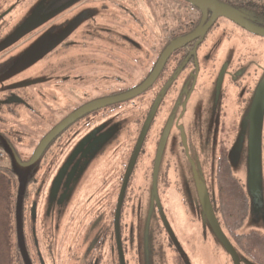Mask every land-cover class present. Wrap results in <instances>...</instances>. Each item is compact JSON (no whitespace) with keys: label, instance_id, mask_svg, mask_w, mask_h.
Returning a JSON list of instances; mask_svg holds the SVG:
<instances>
[{"label":"flooded vegetation","instance_id":"af4514ba","mask_svg":"<svg viewBox=\"0 0 264 264\" xmlns=\"http://www.w3.org/2000/svg\"><path fill=\"white\" fill-rule=\"evenodd\" d=\"M118 1L113 5L117 4L119 13L120 6L118 4L120 3ZM181 1V5L177 4L175 9L171 10L170 14H167V16L170 15L171 23L174 25L169 31L165 30V37L160 44V49L155 53L151 51L150 56L146 55L147 58L145 60L148 62V66L144 69V72L147 73L145 79L137 86L132 87V89L105 94L102 87H100L102 85L95 86L92 89L98 91L99 95L87 99V91L89 89L87 90L86 85L84 88H78L74 90L75 92L73 91L74 84L83 80L75 75L72 76L73 79L71 78L72 59L68 61L69 65L63 67L57 60L58 50H61V52L68 51L73 43L71 37L77 31H80V35L83 37L82 40L85 39L84 37L98 40L95 49L90 50L88 48L90 46H87V43L83 44L81 50L84 51L81 54L83 65L88 69L89 67L101 69L105 67V61L95 62V56L98 58L101 55L98 47L102 46L101 43L104 40L107 41L106 44L108 46H110V43L117 53L120 51L128 53V49H130V52L135 54L137 53L136 49L140 47L136 43L137 41L133 40L135 37H131V34H121L119 31H115L117 24L114 19H110L115 24L114 30L111 28L105 29L102 24H100V28L94 27L97 25L95 22L98 19L102 21L97 14L98 9L94 5L73 11L79 6L76 5L64 11L76 12L70 20L64 19L65 21L48 25L50 22H57L56 17L52 19L57 15L55 14L56 11L52 10L55 2H46L47 8L41 14L38 12L25 18L22 0H15L14 2L11 0H0V46L9 36L22 28L29 18H32L31 23L45 18L42 23L17 39L12 45L0 49V145L2 141L5 142L14 154H17L15 156L19 162L17 166V170L20 168L18 170L19 173L23 172L24 166L30 162L42 141L50 133L58 129L65 120L90 103L104 98L119 96L138 87L150 76L159 58L171 43L198 32V36L183 43L170 53L156 80L148 88L153 87L161 78L159 83L156 84L159 85L158 91L151 98L153 102L148 109V114L154 108L155 100L159 95H162V102L164 100L165 104L168 103L169 99L171 112L178 109L180 111L186 110L188 101L193 100L196 132H199L197 133L200 138L198 146L202 148H219L221 152L225 153L218 160L227 161L231 164V167L232 163H236L244 154L243 164L246 169L245 188L248 190L247 146L249 123L256 93L259 88L264 90V55L263 52H256L258 56L254 57L251 52L240 53L239 50L230 48L223 49L224 53L223 50L220 53L221 49L219 47L224 40L221 36L226 35V30H230V25L245 32L246 35L249 34L260 38H264V36L245 29L221 15H218L213 20L212 18L215 14L213 4L205 1H212L220 6L231 7L237 12L240 19L254 29L262 31H264V11L258 13L249 6H239L235 0H204V2L199 0V3H192L189 0ZM48 6H51V8H48ZM100 7L101 9L103 8L102 6ZM177 10H179L178 13ZM186 10L189 14L188 22H185L183 18ZM50 14L54 16L52 15L50 18ZM180 14L182 16L179 17ZM131 16H134V13H131ZM133 20L137 22L138 18L134 16ZM74 22L75 26L72 31L59 43L53 45L58 36ZM163 22L164 27L167 28L169 24L167 18H164ZM219 32L222 33L220 37L216 36ZM230 34V38H226L227 41L233 36L232 33ZM115 38H117V44L112 45V41ZM235 38L236 41H239L241 45L247 48L250 47V43L257 45V48L259 46H262V49L264 48V45L259 42H246V39L249 38L245 37L244 34H241L240 37L236 35ZM122 46H124L123 50H121ZM85 47H87V50ZM139 55L141 56V54ZM88 56L90 60H88ZM78 62L82 64L81 61L78 60ZM84 62L86 63L84 64ZM58 64L62 66H59V70ZM113 65L114 67L112 65L108 67H113L114 69L117 66L116 62ZM31 72H33L34 78L21 79L23 74ZM62 72L66 74L60 78L59 74ZM202 77H205L204 81L201 79ZM29 82L33 83L27 86H19ZM30 86H34L32 90L25 89ZM82 89L84 91L81 92H84L83 95H85L86 100L73 107L72 95L76 91H79L78 94H80ZM146 91L142 94L146 93ZM139 96L79 114L71 123L60 129L41 150L36 162L26 174V184L21 204L20 217L23 244L30 264H46L42 255L40 236L46 252L48 254L52 252L53 257L55 256V260H52L53 264H56V259L59 260V264H189L184 256V249L182 250L183 254L179 252L180 242L176 240L173 234L170 235L169 231L166 232L167 230L163 226V229H161L164 233V242L158 246L153 239L150 241L153 223L146 221L147 225L145 228L149 234L145 235L144 242L142 239V247L144 249L142 255L144 256L141 258V262H137L135 257L137 256V250L135 249L136 238L133 233L134 230L129 228L128 238L125 239L123 237L122 212L128 190L130 191V176L135 169L134 163L136 161L133 163L132 159L136 152L135 149L142 144V139L139 137V144L137 145V139L142 127L131 132V137L134 135L136 138H134L133 144L127 146L131 159L129 163L124 161L123 163L126 165L123 164L121 166V169H125L123 178L121 177L120 164H117L119 157L118 147L114 143L117 141L116 132L119 130L120 124V112H118L120 106L131 102ZM171 96H173L172 99L170 98ZM38 100L40 102L36 105ZM233 108H239L238 118H236L237 124L233 120V125L226 128L223 121L230 119V112L233 115V119L237 115L233 112ZM148 114H146L144 120ZM166 118H171L170 112L164 119ZM168 119L162 129L164 132L168 127L169 135L172 130V124L168 122ZM132 121H134V125H137L138 121L136 119L131 118ZM151 131L150 129L149 132L151 133ZM232 132H234L233 135L237 133V136L235 141L230 142L229 137ZM34 136H38L35 138V143L28 142L27 138ZM148 137L150 136L148 135ZM238 137L239 139L237 140ZM160 139L157 142L155 153L157 152ZM263 139L264 110L261 128V168L263 166ZM202 140L213 143L200 144ZM105 145H107V148L110 147V149L113 147L111 149L112 158L107 164L104 159ZM24 146L29 148L27 152L24 151L26 148H21ZM155 158L156 154L151 166V176L147 183L146 199L149 200L147 205L148 212L149 209L152 212L155 211V214H149H152L155 222H158V213L164 211V209V212H167L163 203H165L169 195L165 191L170 189L172 194L177 196H180V193L178 183L174 179L173 185L177 188L173 186L166 187L162 193L165 198L160 199L159 180L164 183H169L170 181H167V176L160 175L161 172L157 173ZM7 160L12 164L9 157ZM110 162H113L112 166H114L115 175L111 178L108 177L109 182H106L105 176H102L101 180L98 179L99 175L89 176L87 174L84 176L93 165L99 168V171L104 172ZM130 163L133 164V168L129 166ZM128 169L130 172L123 193L117 226H115V213L120 190ZM43 170H45L44 175H42ZM19 175H17L18 185L20 181ZM106 185L109 186L106 188ZM108 188H110V197L107 196V198L112 201V204L108 202V205L105 206L106 198L104 195ZM131 195L132 192H129V203L132 199ZM215 198V193L211 192V198H206L208 208L204 209V211L200 209L202 203L197 200L193 210L195 214H198V220L188 224L207 232V240L210 242H214L215 235L210 227L208 215L213 214L218 222L215 211ZM148 212L146 213L147 215H149ZM181 218V216H176L174 219L175 225L176 221L181 220ZM165 223L171 229L170 224L166 220ZM175 225L172 226V229H175ZM74 228H76L75 232L76 230L83 232V240H80V246H83V248L79 258L77 256L75 259L73 257ZM215 239L217 238L215 237ZM153 241L155 246H153ZM149 247L155 248V250L156 248L158 249L154 253L155 256L149 257V250L146 249ZM62 249L64 250L63 260L60 259ZM20 259L21 264H25L21 254ZM73 259L76 262H73Z\"/></svg>","mask_w":264,"mask_h":264},{"label":"rangeland","instance_id":"374dc122","mask_svg":"<svg viewBox=\"0 0 264 264\" xmlns=\"http://www.w3.org/2000/svg\"><path fill=\"white\" fill-rule=\"evenodd\" d=\"M15 1V0H11ZM23 1V7L25 18H27L29 15L38 13L40 14L45 10L42 9L47 5V3L43 0H22ZM84 0L83 2L79 3L73 11H78L85 6H93L96 7L97 14L101 17L102 21H99V19L95 22L97 25H93L94 27L100 28V24L103 25L105 29L107 28H114V22L110 19L116 20V29L115 31H119L121 34H131L130 36H134V41H137L136 43L140 45L138 49H136L137 53H131L130 49H128V53L120 51L119 53L116 52L115 49L110 46H108L106 43L107 41L104 40L102 42V46L98 47L99 53L101 54L98 56V58L95 56L96 60L95 62H104L105 67L104 68H97V67H89L86 68L83 65L82 62V56L81 54L84 51L82 50V46L84 43H87V46L90 50L95 49V47L98 44V40L86 38L83 39L80 35V31H77V33L71 37V40H73V43L71 47L68 49V51L58 50L57 52V60H59V63L62 64V66L69 65V62L72 59L71 62V78L73 79V75L78 76L80 79L82 78L83 81H79L78 83L74 84L73 91L78 88H84V86H87V99L98 96L99 92L95 91V86L98 87L99 85H102L103 93H112L117 92L120 90H129L132 89V87L137 86L142 82V80L145 79L147 76V73L144 72V69L147 68L148 62L145 60L146 55L150 56L151 51L157 52L158 49H160V44L162 40L164 39L165 30L169 31L172 28L171 23V17L170 15L167 16V14L171 13V10H174L175 7L182 4L181 0ZM116 1L120 3V12L118 13L117 4L113 5ZM102 6L103 8L101 9ZM47 8V6H46ZM49 8V7H48ZM51 8V7H50ZM101 9V10H100ZM169 9V10H167ZM179 10H177V13ZM76 12L68 11L63 12L60 15L54 16L57 18V22H50V24H57L58 22H62L65 20H70V18L74 15ZM131 13H134V16L138 18L137 22L133 20L134 16H131ZM114 14V15H113ZM182 16V14L179 15V17ZM164 18H167V22H169L167 28L164 27V22L162 23V20ZM50 19V20H52ZM64 20V21H65ZM52 24V25H53ZM229 25V24H227ZM230 30H226V35H222L221 32H219L216 36L224 39L219 47L220 53L223 49H236L241 52H248L252 53L254 57L258 56L256 52L262 53L264 55V48L262 49V46H259L257 48V45L254 43H250V47L247 48L239 41H236L235 36L238 35L240 37L241 34H244L245 37H248L249 39H246V42L252 41L256 43H261V45H264V38L260 37H254L250 36L249 34L246 35L245 32L241 31L240 29L231 26ZM114 30V29H113ZM233 36L230 40L227 41V39L230 38L231 34ZM112 34V33H111ZM105 38V37H104ZM227 38V39H226ZM116 39L115 38L112 41V45H116ZM245 39V38H244ZM249 45V43H248ZM123 50L124 46L121 47ZM253 48V49H251ZM87 50V47H85ZM134 49V48H133ZM224 53V50H223ZM93 54V53H92ZM91 54V55H92ZM141 54V56L139 55ZM89 55V56H91ZM88 56V60H90ZM223 56V55H222ZM79 57V58H78ZM94 57V55H93ZM221 58V56H220ZM99 59V60H98ZM81 61V63L78 62ZM114 62H116L117 66L114 67ZM86 62H84L85 64ZM112 65L113 67L109 68L108 66ZM59 66L58 64V70ZM108 67V68H107ZM117 67V68H116ZM65 69V68H64ZM96 70V71H95ZM66 73L62 72L59 74V77L62 78L65 76ZM33 72L23 74L22 80H26L28 78H34ZM161 79V78H160ZM159 79V81H160ZM203 81L205 80V77H202ZM207 79V78H206ZM159 81L156 83L158 84ZM154 85L150 89L146 91V93L141 94L138 98L133 99L131 102H127L120 106L118 112H120L119 118H120V124H119V130H117V141L114 143L115 146L118 147V163L120 164V171L121 174L124 169H121V166H123L124 161L130 162L131 154L128 150V145L134 143V138H136L134 135L131 137V132H133L136 129H139L142 127L140 131V135L137 139V145L139 137L142 139V144L138 145V147L135 149L136 152L134 153L132 162L135 164L134 172L130 176V182H129V188L128 194L126 197L125 206L122 212V224L124 227L123 231V237L125 239L128 238V231L129 228H132L134 231L136 238V250H137V256L136 261L141 262V258H143L144 255V249L142 247V239L144 242L145 235L149 234L146 227V221L153 223L151 228V238L155 241V243L160 246L164 242V233L162 231V226L164 229H166V232H170V235H174L176 237V240L180 242V254H183L184 249V256L188 260L189 264H233L229 255L225 251V249L222 247V245L215 239L214 242L208 241V233L205 232L201 228H196L191 225H188L189 223H193L194 220H198V214H195V211L193 210L194 206L197 203V200H200L202 203L200 209L201 211L206 210L208 208L206 198H211V192L215 193V185H214V171L215 166L218 158L224 155L225 152H221V150L217 147L212 148H202L199 147L198 143L200 138L198 137V133L196 132V122L194 119V106H193V100L188 101V105L186 110L180 111L179 109L177 111L171 112V103L169 102L165 104V101L162 102V95H159L157 99L155 100L156 105L154 104V108L149 112L148 109L152 104L151 98L154 94L158 91L159 85ZM30 86L25 89H33ZM39 87V86H38ZM28 91V90H27ZM84 91V89L80 90ZM75 92V91H74ZM49 93V92H48ZM79 91L76 93H73L72 100L73 107L81 104L84 102L85 95L84 92H81L78 94ZM45 96V95H44ZM48 96V95H47ZM46 96V97H47ZM80 97V98H79ZM83 98V99H81ZM171 99L173 96L170 97ZM50 99V98H49ZM51 100V99H50ZM40 102L36 103V105ZM175 108V107H174ZM168 112H170L171 118L164 119ZM233 112L237 115L233 119V115L230 112V119L223 121L226 128H229L233 125V120L237 124L236 118H238L239 108H233ZM111 114V113H110ZM147 115V117L144 120V117ZM178 114V115H177ZM178 116V120H177ZM132 119H136L138 121L137 125H134V121L131 122ZM168 119V122L172 124L171 131L168 135L166 145L162 150L159 163L156 167L157 173L161 172L164 176H167V181H170L169 183H164L161 180H159V192H160V199H164L162 193L165 191L166 187L173 186L177 188L175 185H173L174 179L177 181L179 186V193L180 196L172 194L170 189H167L165 192L169 195L163 203L165 205V208L167 209V212H159L158 213V222H155V218L152 214H155V211H151L149 209L148 212V201L146 199V193H147V187H148V180L151 176L152 172V162L155 156V148L157 145L158 140L160 139L161 133L163 132L162 127L165 125L166 121ZM232 119V120H231ZM144 120V121H143ZM33 125V124H32ZM170 126V125H167ZM164 128V127H163ZM166 128V127H165ZM178 128V129H177ZM152 130L151 133L149 130ZM234 132L230 135V142L235 141V137L237 136V133L233 135ZM148 135L150 137H148ZM38 136L27 138L28 142L35 143V138ZM133 138V139H132ZM144 139V140H143ZM239 137L237 138V140ZM27 142V141H25ZM229 142V144H230ZM213 142H209L206 140H202L200 144H211ZM220 143V142H219ZM107 144V142H106ZM119 145V146H118ZM105 163L109 162L112 158V148H107V145H105ZM263 155H262V187H261V193L258 201L256 203H252V200L249 203V209L247 217L242 225V227L238 230V233H249V232H258L264 236V139H263ZM22 149H25L24 151L27 152L29 148L26 146L21 147ZM23 151V150H21ZM7 157V156H6ZM243 157L244 154L241 156V158L236 162L232 163V170L234 172V175L237 179L240 180V182L244 185H246V169L243 164ZM8 166L10 165L8 160L5 159L4 162H2V166ZM113 162L109 163V166H106L105 171L101 172L100 169L97 168L95 165L91 166L87 172L84 174L86 176L89 174V176H98V179L101 180L102 176L106 177V182H109L108 177H113L115 175L114 173V166ZM126 165V164H125ZM130 167L133 166L132 163L129 164ZM1 167V166H0ZM129 167V168H130ZM123 168V167H122ZM133 168V167H132ZM20 170V168H18ZM117 170V169H115ZM132 170V169H131ZM98 181V180H96ZM111 181V179H110ZM109 185H106V188ZM129 192H132V199L129 203ZM108 194V195H107ZM140 195V196H139ZM107 196L110 197V188L105 191L104 197L106 198L105 206L108 205V202L112 204V201L107 198ZM130 204V205H129ZM107 209V207H106ZM152 213L147 215L146 213ZM170 216V217H169ZM176 216H181V220L176 221L175 225V218ZM165 220L170 224L171 229H169L165 223ZM162 224V225H161ZM75 225V224H74ZM132 225V226H131ZM175 225V229H172V226ZM162 228V229H161ZM73 230V257L74 259L78 256H80L83 246H80L81 241L83 240V232L81 233L80 230ZM172 230V231H171ZM153 232V234H152ZM153 236V238H152ZM41 248L43 251V257L46 261V264H53L52 260H55L53 257L52 252L48 254L45 250V247L43 245V241L41 240ZM153 241V246H155V243ZM144 244V243H143ZM152 244V242H151ZM150 244V246H151ZM64 245V244H62ZM156 245V247H157ZM149 250V257L155 256L156 248H146ZM146 256V255H145ZM238 257L240 260V264H253L247 261L244 257L239 255ZM60 259H64V250L62 249L60 252ZM73 259V262H76ZM51 261V262H50ZM56 264H59V260L56 259Z\"/></svg>","mask_w":264,"mask_h":264},{"label":"water","instance_id":"95a60500","mask_svg":"<svg viewBox=\"0 0 264 264\" xmlns=\"http://www.w3.org/2000/svg\"><path fill=\"white\" fill-rule=\"evenodd\" d=\"M192 3H199V0H189ZM201 2H204L201 1ZM205 2H211L213 4V7L215 9V14L213 16V20L218 16H224L234 23L238 24L239 26L249 29L252 32L258 33L260 35L264 36V31L262 30H257L254 29L252 26L248 25L246 22H244L242 19H240L237 15V12L232 9L231 7L228 6H220L216 2L212 1H205ZM217 13V14H216ZM204 14V13H203ZM45 18L39 19L36 22L31 23L32 18H29L26 21V24L20 28L15 34L9 36L0 46V49L8 47L12 45L17 39L28 33L31 29H33L35 26L39 25L42 23V21ZM78 23V22H77ZM75 26V22L73 24H70L59 36L58 38L54 41L53 45H56L59 43L64 37H66L70 31ZM199 33L195 32L194 34L190 35L189 37L177 40L173 43H171L167 49L163 52L161 57L159 58L154 70L150 74V76L138 87L134 88L133 90L119 95L115 97H110V98H104L101 100H98L96 102L90 103L89 105L85 106L81 110H79L77 113L73 114L71 117H69L67 120H65L55 131L50 133L40 144L39 148L35 152L34 156L30 160L28 164H26L23 168V172L19 173L17 170V166L19 165L18 159L15 156L14 152L12 149L9 147L8 144L2 141V148L4 149L5 153L7 156L10 158L12 162V167L15 170L16 174L20 176V181L17 189V196H16V202H15V211H14V216H15V227H16V237H17V245L19 252L21 254V257L24 261L25 264H30L26 250L23 244V236H22V228H21V204H22V196L24 193L25 189V184H26V174L29 172V170L32 168L34 163L36 162L41 150H43L44 146L50 141V139L57 133L59 132L60 129L65 127L67 124L71 123L76 116H78L81 113H85L88 110L98 108V107H104L110 104L114 103H121L124 101H127L129 99L135 98L139 95H141L144 91H146L156 80L157 76L159 75L167 57L170 55L172 51L180 47L183 43L190 41L191 39H194L196 36H198ZM33 82L25 83V84H20L19 86H27ZM156 105V103H155ZM263 110H264V90L263 88H259L256 96L254 98L253 104H252V110H251V118H250V123H249V133H248V146H247V187L250 192V195L252 197V200L254 203H256L260 197L261 193V187H262V169H261V128H262V118H263ZM169 128L167 127L165 131L162 134V137L160 139L157 152H156V158H155V166L158 165L160 156L164 147L165 140L168 135ZM129 169L127 170L122 187L120 190V196L118 199V204L116 208V213H115V226H117V219L119 216V210L123 198V193L127 184L128 180V175H129ZM208 221L210 224V227L217 238L218 242L222 245V247L225 249L227 254L229 255L231 261L233 264H240L239 257L234 250L233 246L221 230L220 226L218 225V222L216 221L215 217L213 214L208 215Z\"/></svg>","mask_w":264,"mask_h":264},{"label":"trees","instance_id":"16d2710c","mask_svg":"<svg viewBox=\"0 0 264 264\" xmlns=\"http://www.w3.org/2000/svg\"><path fill=\"white\" fill-rule=\"evenodd\" d=\"M44 1L55 2L52 10L56 11L55 14L60 15L84 0ZM235 2L239 6H249L258 13L264 11V0H235ZM44 8L46 6L42 9L44 10ZM52 15H49L50 18ZM183 18L185 22L189 21L187 10L184 12ZM15 155L17 156L16 153ZM9 164L0 167V264H21L16 242L14 217L18 182L17 174L10 162ZM44 174L45 170L42 171V175ZM123 176L124 171L121 174L122 178ZM214 185L216 195L215 211L221 230L237 255L239 253L250 263L264 264V236L258 232L238 233L247 217L252 197L245 185L235 177L231 164L225 160H218L217 162Z\"/></svg>","mask_w":264,"mask_h":264},{"label":"built area","instance_id":"2783aa9c","mask_svg":"<svg viewBox=\"0 0 264 264\" xmlns=\"http://www.w3.org/2000/svg\"><path fill=\"white\" fill-rule=\"evenodd\" d=\"M3 158H4V153H3L2 150H0V163H1V161L3 160Z\"/></svg>","mask_w":264,"mask_h":264}]
</instances>
